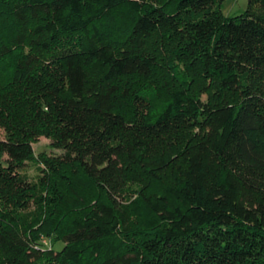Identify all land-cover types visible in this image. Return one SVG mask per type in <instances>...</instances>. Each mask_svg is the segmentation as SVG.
Returning a JSON list of instances; mask_svg holds the SVG:
<instances>
[{"label":"trees","instance_id":"trees-1","mask_svg":"<svg viewBox=\"0 0 264 264\" xmlns=\"http://www.w3.org/2000/svg\"><path fill=\"white\" fill-rule=\"evenodd\" d=\"M221 1L0 0V264H264V0Z\"/></svg>","mask_w":264,"mask_h":264},{"label":"rangeland","instance_id":"rangeland-1","mask_svg":"<svg viewBox=\"0 0 264 264\" xmlns=\"http://www.w3.org/2000/svg\"><path fill=\"white\" fill-rule=\"evenodd\" d=\"M248 0H222L219 4V12L223 16H234L243 12L247 7ZM3 129L0 127V137L3 136ZM34 157L38 158L42 153L48 155H57L61 150L51 146L50 139L44 135H39L36 140L32 142ZM29 172L34 171L32 164L28 165ZM43 243L47 246H58L59 242H54L50 239H44Z\"/></svg>","mask_w":264,"mask_h":264}]
</instances>
